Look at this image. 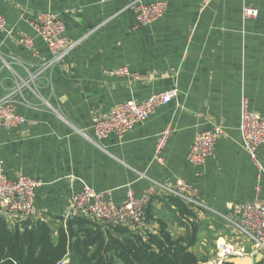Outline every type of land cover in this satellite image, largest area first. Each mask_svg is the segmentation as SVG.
I'll use <instances>...</instances> for the list:
<instances>
[{
  "label": "crops",
  "instance_id": "obj_1",
  "mask_svg": "<svg viewBox=\"0 0 264 264\" xmlns=\"http://www.w3.org/2000/svg\"><path fill=\"white\" fill-rule=\"evenodd\" d=\"M145 1H164L167 8L155 23L135 28L132 13L119 0H0L6 20L0 32V97L16 91V112L37 123L0 129V167L10 180L24 176L40 182L34 190L35 221L55 234L70 196L82 184L120 204L128 189L140 198L151 181L172 186L182 179L205 209L186 206L191 214L185 215L172 199L157 194L145 208L146 224L153 234L164 224L175 238L195 229L191 251L208 261L217 238L242 244L222 215L256 198V170L238 126L242 97L251 112L264 115V0H214L205 8L200 0ZM244 6L257 10V17L244 20ZM48 10L61 18L67 40L78 43L32 84L28 75L50 53L28 21ZM24 37L32 38L38 57L24 49ZM120 67L137 79L110 73ZM17 76L22 81L15 83ZM173 88L177 98L122 138L94 137L95 118ZM215 126L224 134L196 176L186 155L195 134ZM165 130L157 163L154 149ZM257 155L264 168V145ZM258 198L264 201V175ZM0 217L11 228L25 220Z\"/></svg>",
  "mask_w": 264,
  "mask_h": 264
},
{
  "label": "built area",
  "instance_id": "obj_2",
  "mask_svg": "<svg viewBox=\"0 0 264 264\" xmlns=\"http://www.w3.org/2000/svg\"><path fill=\"white\" fill-rule=\"evenodd\" d=\"M124 2V9L130 11L134 17L135 28L149 26L158 21L164 14L167 4L164 1L146 2L145 0H119ZM214 0H200L202 8H205ZM257 10L244 6L242 18L255 19ZM29 25L43 41L50 53V58L42 62L35 74L28 75V82L34 84L42 72L51 70L60 63L66 55L76 46L77 41L69 42L65 36V26L58 14L50 10L38 13L33 20L28 21ZM6 26L5 18L0 15V32ZM24 49L31 51L34 57H38L33 50V40L30 37L22 39ZM9 68V66L4 62ZM118 76H129L136 80L137 76L130 74L126 68L120 67L110 72ZM22 81L20 77L14 80ZM24 84L27 83L23 82ZM29 87V86H28ZM30 88V87H29ZM30 90L36 96L38 91L35 87ZM16 91L0 97V129L18 128L21 126H35V121L28 120L16 112ZM178 92L175 88L164 92L149 95L142 101L130 100L113 107L107 115L95 118L90 126L94 137L97 140H104L110 134L122 138L130 132L134 126L148 121L156 112L157 108L168 104L177 98ZM238 132L240 142L247 153L252 166L256 170V198L249 203L235 205L231 212L222 217L232 226V237L241 242L235 247L226 238L219 237L215 241V252L212 259L203 264H223L232 258H249L251 264L257 254L262 255L264 262V201L258 198L261 178L264 175V168L258 158V148L264 145V115L251 112L248 101L242 97L240 101ZM224 134L220 126L209 130L198 131L186 155L188 163L199 175L200 168L204 165L214 151L216 141ZM168 136V130L159 135L154 149L153 160L161 163L158 156ZM40 182L31 180L24 176H18L14 180L8 179L2 167H0V213L33 219L37 216L35 205V188ZM172 196L179 199L186 205L205 209L197 200L196 192L191 184L177 179L172 186H164L151 181L140 198L134 196L131 189L126 191L125 200L116 204L107 192H94L89 186L82 184L77 193L69 198L67 210L62 216L63 226L73 218L82 217L93 223L106 227H125L130 230L142 233L146 228L145 208L157 195ZM63 259L58 264H66Z\"/></svg>",
  "mask_w": 264,
  "mask_h": 264
},
{
  "label": "trees",
  "instance_id": "obj_3",
  "mask_svg": "<svg viewBox=\"0 0 264 264\" xmlns=\"http://www.w3.org/2000/svg\"><path fill=\"white\" fill-rule=\"evenodd\" d=\"M165 197L172 199L182 214H191L189 206L179 199ZM195 233L192 229L186 236L175 238L164 224L156 234L148 227L140 233L76 217L65 226L61 223L55 234L41 221L25 219L11 228L0 217V264H58L63 259L66 264H203L207 260L198 259L191 251Z\"/></svg>",
  "mask_w": 264,
  "mask_h": 264
},
{
  "label": "water",
  "instance_id": "obj_4",
  "mask_svg": "<svg viewBox=\"0 0 264 264\" xmlns=\"http://www.w3.org/2000/svg\"><path fill=\"white\" fill-rule=\"evenodd\" d=\"M262 260V255L259 253L256 255L255 259H254V263H258ZM226 263H231V264H251V261L249 258L245 257V258H232L226 261Z\"/></svg>",
  "mask_w": 264,
  "mask_h": 264
}]
</instances>
